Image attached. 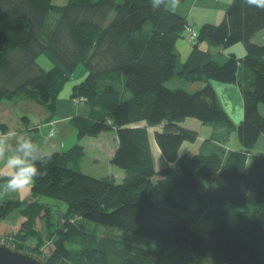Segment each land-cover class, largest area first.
<instances>
[{
	"label": "trees",
	"instance_id": "trees-1",
	"mask_svg": "<svg viewBox=\"0 0 264 264\" xmlns=\"http://www.w3.org/2000/svg\"><path fill=\"white\" fill-rule=\"evenodd\" d=\"M51 12L59 19L47 31ZM187 26L197 28L196 41L189 40ZM262 28L264 10L244 0L231 2L220 22L199 26L163 5L154 9L151 0H0V101L31 99L54 111L63 86L83 63L87 73L71 96H84L91 112L74 115L71 122L78 139L114 130L118 146L110 162L126 172L117 182L112 174L98 177L77 169L85 156L80 143L52 151L24 197L0 202V238L16 236L14 247L39 253L48 264H162L165 257L172 264H264V152L248 153L264 134L258 108L264 103V44L252 40ZM179 38L192 45L184 62ZM241 41L246 54L230 53L223 61L201 48ZM44 51L58 64L42 68L36 58ZM176 75L207 83L195 91L168 87L166 81ZM210 80L239 86L242 121L230 117ZM187 116L236 128L242 149L181 158L183 140L196 137L178 123ZM152 123L164 127L155 131L168 164L160 168L151 147ZM8 129L0 122L1 132ZM204 181L218 190L202 191ZM175 190L215 204L209 206L213 223L207 232L155 211L158 201L177 203ZM43 196L66 204L67 220L54 238ZM14 209L19 214L10 221ZM86 222L96 229H86ZM31 236L37 242L28 249L24 243ZM145 240L158 247L142 245Z\"/></svg>",
	"mask_w": 264,
	"mask_h": 264
},
{
	"label": "rangeland",
	"instance_id": "rangeland-1",
	"mask_svg": "<svg viewBox=\"0 0 264 264\" xmlns=\"http://www.w3.org/2000/svg\"><path fill=\"white\" fill-rule=\"evenodd\" d=\"M52 2L54 4H64L67 2V0H52ZM210 12H212V10H210ZM214 12V11H213ZM215 13V12H214ZM218 20L217 22L214 23H218L222 20V17L219 18L216 17ZM59 16L57 14H55L54 12L49 13L48 18H47V24H46V30L50 31L52 30L57 22H58ZM252 40L260 43V44H264V28H262L261 30L255 32L252 36ZM237 46H240L242 48V52H240V55H237L238 57H243L246 54V45L245 42L241 41V42H237L234 43L230 46H227L225 48H222L224 53H227L229 55V53H233V48H236ZM204 47L205 48H210V50L213 53L214 58L222 61L223 55L221 53H219L218 51H216L215 46H209L207 43H204ZM227 55V56H228ZM181 57V55H180ZM181 60V58H180ZM36 61L38 64H40L42 66V68L44 69H50L55 62V59H53V57H51L49 55L48 52L44 51L41 54L38 55V57L36 58ZM86 70L87 67L83 64L80 63L77 68L75 69V71L70 75V77L68 78L67 82L65 83V85L63 86L62 90L59 93V96H71L72 92H73V85L77 82H79L81 79L84 78V75H86ZM86 72V73H85ZM168 87L170 88H184L188 91H195L198 90L202 87V83L200 82V80L197 81H191L188 80L186 77L184 76H180V75H176L174 77H172L171 79H169L168 81H166L165 83ZM238 86V85H237ZM239 87V86H238ZM73 98V96H71ZM220 101L223 105V107L226 109V111L228 112V114L230 115V117L234 120V122L237 124V117L233 114L234 117H232V115L229 112V108L228 105H230L226 98H220ZM264 104V103H263ZM88 105V104H86ZM244 117V108H243V102H242V118ZM72 119V118H71ZM178 123L186 128H190L193 129L195 132V139L194 140H190V139H184L183 143L179 149V156L181 158H186V157H190L196 153H207L210 151H218V152H222L221 155L224 153L226 154V152H228L230 150V148H228L229 144H233L234 141H236V143H239V138H238V134H237V130L234 127H229L226 124L222 123V122H204L202 120H200L199 118L196 117H191V116H187L184 117L182 119L178 120ZM150 131V139H151V147H152V151H153V157L155 160V165L156 168H160L163 167L167 164L166 158L164 156V154L162 153L156 138H155V131H164V127H163V123H152V125L149 127ZM113 133V132H112ZM111 133H109L108 135H110ZM263 134V133H262ZM104 136L105 138L102 137H92L89 139V147H88V142L85 143L86 145V149L88 150V152L86 153L84 145H82V147L84 148V152H85V157H83V159L80 160V162L78 163V165H76V168L81 170L82 172H85L87 174L90 175H94V176H103L106 175L108 173V171H110L111 167L109 166L110 161H105V159H101L100 157H96L94 158L92 153L95 154L97 153L104 156L107 152H108V146H106L107 140L108 141H112L113 138L116 141V139H118L117 137V133H113L112 138L110 136ZM264 135V134H263ZM108 136V137H107ZM104 139V140H103ZM103 142H106L103 145ZM93 145H95L94 147H92ZM101 145V146H99ZM92 147V148H91ZM105 147V148H103ZM91 148V149H90ZM95 156V155H94ZM170 165H173V162H169ZM250 164V162H249ZM112 166V164H111ZM112 170V169H111ZM160 176L159 175H155L154 179L157 180L159 179ZM29 188L24 189L23 191H21L20 193H4V194H0V202L5 200V198H9V197H17L16 195H19L18 197H24L25 194L28 192ZM201 190L204 192H215L218 190V188L215 186V184H213L210 181H204L201 187ZM182 190H175L172 194V196L174 197V199L176 200L177 203L175 204H168L166 201H158L155 204V211L158 213H162L165 214L169 217H174V218H178V219H182L185 220L187 222H189L191 225H193L194 227H196L197 229L203 231V232H207L208 229L211 227L213 220L210 219V214L209 212V206H215L214 203L210 204L207 201L203 204L199 203L193 192H185L182 196ZM42 201L45 202L46 206H48L51 210V226H50V230L52 232V236H50V238H54L55 236L53 234H55L54 232L61 227L62 222H66L67 220V216L65 215L66 212V204L63 203L62 201H59L57 199H54L52 197H48V196H43L42 197ZM19 214V210L18 209H14L10 214H9V220L10 221H14L17 216ZM75 218H69V221H74ZM76 222V224H79V221H74ZM85 227L86 229L93 231L96 229V227L92 224V223H85ZM103 226H99V228H97V230H102ZM48 229L46 228V230H43V234L44 237L47 239V233H48ZM0 241L6 242L8 244H10L11 246H15V244H17V241H20V239H17L16 236L11 235V236H7L6 238H0ZM37 242V237L36 236H31L28 237L26 242L24 243V246L28 249H33L34 246L36 245ZM142 245H150L152 247L157 248L158 244L151 242V241H147L145 240ZM43 249V248H41ZM169 252H171V249L168 250ZM173 259L171 257H165L164 261L162 264H172Z\"/></svg>",
	"mask_w": 264,
	"mask_h": 264
},
{
	"label": "crops",
	"instance_id": "crops-1",
	"mask_svg": "<svg viewBox=\"0 0 264 264\" xmlns=\"http://www.w3.org/2000/svg\"><path fill=\"white\" fill-rule=\"evenodd\" d=\"M233 1L234 0H183L180 1V4L175 11L188 18L191 23L199 26L205 22H217L218 19L216 17L218 16L219 18H223L227 7ZM210 10H212V12H210ZM177 46L181 53V62H184L191 51L192 45L186 40L179 38ZM201 48L208 49L204 47V43L201 44ZM216 51L223 55L222 61L228 57V54L223 52L222 47L216 48ZM240 52H242L240 46L233 48V53L240 55ZM200 82L202 83V86L207 83L206 80H200ZM210 82L215 87L219 97L223 99L226 98L227 102L230 104L228 105V108L232 117H234V114L237 117L238 122L242 121V102L244 108V101L241 90L237 84L221 82L218 80H210ZM258 108L264 115V104L259 103ZM90 112L91 107L86 105L85 102L76 100L75 97L72 98L71 96L69 97L65 95L61 97L58 96L56 109L54 111L31 99L14 97L8 101H0V122L6 123L9 128L19 130L24 134L33 137L46 151L50 152L67 150L75 143L82 142L81 144L84 145L87 153L88 150L86 149L85 143L88 142L87 144L89 147V139L92 137L85 136L82 139H78L77 130L72 124L71 118L78 114L90 115ZM145 125H147V123H145ZM151 125L152 124H150V126ZM112 132L115 133L114 130L103 131L96 137L105 138L104 136L111 133L108 136L112 138ZM102 143L104 145L106 142L102 141ZM94 146L95 145L92 147ZM107 146L108 152L104 156L92 153L93 157H100L101 159H105V161H110L118 146V139H116V141L114 138L112 141L107 140L105 147ZM228 148L242 149L240 142L237 144L236 141H234L233 144H229ZM262 152H264L263 134L259 136L254 148L248 153L258 154ZM3 161L4 157H0V165L3 164ZM111 164L112 163L110 162L108 167L111 168L107 174L114 175L117 182L122 181L126 174L125 170L114 164L111 166ZM16 196L18 197L19 195Z\"/></svg>",
	"mask_w": 264,
	"mask_h": 264
},
{
	"label": "clouds",
	"instance_id": "clouds-1",
	"mask_svg": "<svg viewBox=\"0 0 264 264\" xmlns=\"http://www.w3.org/2000/svg\"><path fill=\"white\" fill-rule=\"evenodd\" d=\"M249 7L264 10V0H244ZM152 7L162 5L165 10L175 11L180 0H151ZM53 153L23 132L9 128L0 132V194L20 193L31 187L40 175V167L51 161Z\"/></svg>",
	"mask_w": 264,
	"mask_h": 264
},
{
	"label": "water",
	"instance_id": "water-1",
	"mask_svg": "<svg viewBox=\"0 0 264 264\" xmlns=\"http://www.w3.org/2000/svg\"><path fill=\"white\" fill-rule=\"evenodd\" d=\"M0 264H48L46 258L36 252L16 248L0 242Z\"/></svg>",
	"mask_w": 264,
	"mask_h": 264
},
{
	"label": "built area",
	"instance_id": "built-area-1",
	"mask_svg": "<svg viewBox=\"0 0 264 264\" xmlns=\"http://www.w3.org/2000/svg\"><path fill=\"white\" fill-rule=\"evenodd\" d=\"M187 31L189 33V40L190 41H196L197 37H198V30L197 28H192V27H188L187 26ZM79 101H83L85 100V97L84 96H80L77 98Z\"/></svg>",
	"mask_w": 264,
	"mask_h": 264
},
{
	"label": "bare ground",
	"instance_id": "bare-ground-1",
	"mask_svg": "<svg viewBox=\"0 0 264 264\" xmlns=\"http://www.w3.org/2000/svg\"><path fill=\"white\" fill-rule=\"evenodd\" d=\"M1 132V131H0ZM1 242V241H0Z\"/></svg>",
	"mask_w": 264,
	"mask_h": 264
}]
</instances>
